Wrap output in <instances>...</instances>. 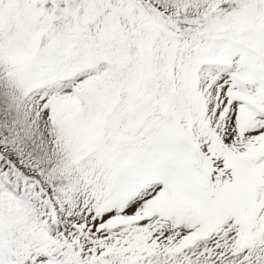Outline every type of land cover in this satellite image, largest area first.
Here are the masks:
<instances>
[{
    "label": "snow or ice",
    "instance_id": "6c2138e0",
    "mask_svg": "<svg viewBox=\"0 0 264 264\" xmlns=\"http://www.w3.org/2000/svg\"><path fill=\"white\" fill-rule=\"evenodd\" d=\"M0 264H264V0H0Z\"/></svg>",
    "mask_w": 264,
    "mask_h": 264
}]
</instances>
